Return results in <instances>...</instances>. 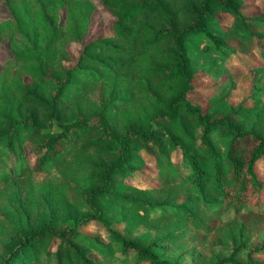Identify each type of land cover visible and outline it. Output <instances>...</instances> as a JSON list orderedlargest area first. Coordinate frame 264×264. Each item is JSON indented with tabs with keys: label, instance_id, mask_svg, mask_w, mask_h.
Wrapping results in <instances>:
<instances>
[{
	"label": "trees",
	"instance_id": "trees-1",
	"mask_svg": "<svg viewBox=\"0 0 264 264\" xmlns=\"http://www.w3.org/2000/svg\"><path fill=\"white\" fill-rule=\"evenodd\" d=\"M244 3L0 0V264H264V0ZM97 9L110 34L88 38ZM249 52L233 102L224 60ZM148 164L157 185L139 187Z\"/></svg>",
	"mask_w": 264,
	"mask_h": 264
},
{
	"label": "rangeland",
	"instance_id": "rangeland-1",
	"mask_svg": "<svg viewBox=\"0 0 264 264\" xmlns=\"http://www.w3.org/2000/svg\"><path fill=\"white\" fill-rule=\"evenodd\" d=\"M93 4L97 5V0H91ZM263 5L261 3V0H245L244 5L242 6L241 11L244 13H255L258 14L260 11H262ZM92 24L89 29V36L88 38L92 37H104L109 36L110 34V27L113 22V17L111 15H108L105 12H102L101 10L97 9L93 15H92ZM62 19H64V16L61 15ZM9 14L4 9V7L0 6V21L3 19H8ZM222 19V25L225 27L227 26L228 22H231V18L221 15ZM202 47H204V44L200 46V49L195 53L194 57L196 60H198L200 66L205 63V58L201 54ZM81 46L79 45H73L69 48L70 57L72 58L73 62L76 61L77 56L81 52ZM9 48L7 46H3L0 51V68L2 67V62L5 61L10 57ZM257 54L254 52H249L245 56H237V57H228L224 60V65L227 67V69H230L234 73V77L237 80V87L234 92H232V100L235 102L239 95L243 94L248 86H249V77H250V68L252 65H255L258 62ZM212 58V55L209 56ZM217 66V63L215 64ZM213 72H216L217 69L212 70ZM212 80L211 78H207L204 76H198L196 81L194 82L195 90L193 93L189 96L193 102L199 103L200 106H202L204 109L207 107V95L210 93V90L212 88ZM26 156L29 157V159H32V156L28 152ZM150 164L142 168V170L139 172V175L135 177L134 181H138V186L144 187V188H150L155 185H157V181L152 177L150 172ZM85 170H80L78 173V181H82V176L84 175ZM256 174L259 179L264 180V160H262L259 165L256 168ZM57 180V175H53L49 178H47L44 181H33V184L37 186L38 189H42L47 182H55ZM233 217V212L230 211L228 214L224 215L223 220H229ZM141 230V228H140ZM80 233L87 236H102L103 230L100 226L95 224L86 225L85 227L81 228ZM55 248V245L53 246ZM239 261L244 262L245 261V254H241L237 258ZM188 257H184V262L186 264L188 263ZM190 262V261H189ZM191 264V263H190Z\"/></svg>",
	"mask_w": 264,
	"mask_h": 264
}]
</instances>
